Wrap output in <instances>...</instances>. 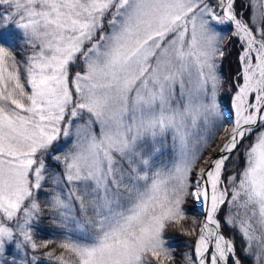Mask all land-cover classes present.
Returning a JSON list of instances; mask_svg holds the SVG:
<instances>
[{"label":"snow or ice","instance_id":"obj_1","mask_svg":"<svg viewBox=\"0 0 264 264\" xmlns=\"http://www.w3.org/2000/svg\"><path fill=\"white\" fill-rule=\"evenodd\" d=\"M237 3L0 0V40L14 26L24 46L0 43V264H162L169 225L195 238L182 264H264V0ZM225 24L241 45L235 83ZM225 88L231 130L194 172ZM169 136L175 159L155 166L146 141ZM189 197L204 218L184 228ZM46 215L58 242L35 236Z\"/></svg>","mask_w":264,"mask_h":264},{"label":"trees","instance_id":"obj_2","mask_svg":"<svg viewBox=\"0 0 264 264\" xmlns=\"http://www.w3.org/2000/svg\"><path fill=\"white\" fill-rule=\"evenodd\" d=\"M248 0H238L237 3V8L239 9L240 5H247ZM245 19L248 18V16L251 15V11L249 8L244 7L243 9ZM222 27V26H221ZM224 27V26H223ZM222 27V29H223ZM2 31V29H0ZM225 33L228 34L229 40L226 43V55L223 59L222 65H221V70L223 75L227 78V81L235 83L237 82L235 80L236 73L240 69V64L238 61V54L241 51V45L238 40V38H232L231 37V27L227 26L225 28ZM3 38L4 40H0V43H6L8 46H11L15 48L16 50H19L20 48L22 49L23 46V36L20 33V30L15 28L14 26H10L8 31L3 32ZM20 56H23L24 53L23 51L19 52ZM238 82H241L238 81ZM235 89L228 90L227 88L222 89L219 97H218V102L221 106V111L224 112L225 110L228 109L229 115L232 116V96L234 95ZM227 118L224 113H222V118L220 121H218L214 126L211 127V132L214 133V138L210 140L207 148L204 150L203 155L201 156L200 160L208 153L213 152L214 145L216 144V141H218L219 134L222 132L224 127L227 124ZM207 133L203 129L202 131V136H205ZM254 135V134H253ZM253 136L247 137L243 144L248 145L252 142ZM61 144H67V141H61ZM200 160L197 162L196 167L194 168V172H196V169L198 168V163ZM237 160V156H233L230 158V160L227 162L226 167L228 168L229 172L233 171L234 167H240L242 168L244 165V159L242 155V150L241 154L239 155V162L238 164L234 165L233 162ZM228 173L226 172L225 175ZM184 210L187 214V218L183 223V227L187 228L190 226V222L193 218L197 219L198 221H201L203 218V215L201 214V211L198 207V205L194 202V200L189 197L187 200V203L185 204ZM223 213H221L222 215ZM225 234L228 233V229H224ZM74 239H79L83 240L84 237L81 236L79 233L73 232L72 233ZM35 236L39 240H48V239H53L55 241H59V239L62 238V232L55 228L51 222L49 217L46 215L41 218V221L36 224L35 226ZM163 239L166 242V247H168L172 251L173 255V260L168 261L162 260V264H182V259H183V254L185 252H190L192 251L190 245L194 243V237L184 235L182 234V229L180 226L177 225H169L168 228H166L162 234ZM51 247V246H50ZM8 253L11 254H16L14 248L9 246L8 248ZM6 258L8 260L12 259V255H7ZM152 261V264H157V261L153 257H148ZM41 264H55V262H50L46 258H43L41 254ZM249 264H251V261H249Z\"/></svg>","mask_w":264,"mask_h":264},{"label":"rangeland","instance_id":"obj_3","mask_svg":"<svg viewBox=\"0 0 264 264\" xmlns=\"http://www.w3.org/2000/svg\"><path fill=\"white\" fill-rule=\"evenodd\" d=\"M221 26L222 27L224 26L223 29H222ZM227 26H229V25L228 24L217 25V29L222 31L223 33H225L224 30H225V28H227ZM240 83H242V80H241ZM233 111H234V109H233ZM222 113H224L227 118L229 117L228 111H224ZM234 119H235V111H234V115L229 117V120L227 121V124H226L225 128L219 134V137L217 139L218 141H220V139L224 136L228 126L231 124V122ZM194 131H197L200 134V132L203 131V129H198V130H194ZM218 141L216 143V146L218 144ZM146 144H147V151H152L154 147H159L161 149L158 153H155V155L153 156V163H154L155 166H162V165L163 166H168V167L171 166V163L175 159L176 153H175L174 148L172 146V141H171L170 136H169V138L166 141L158 142L155 145H153V143L151 141H146ZM216 146H215V148H216ZM215 148H214V152H215ZM212 154L213 153H208L200 160V162L198 163V168L196 169V172H198L200 168H203L205 166V161L208 160L212 156ZM194 202L197 205H200L199 202H197V201H194ZM184 207H185V205H184Z\"/></svg>","mask_w":264,"mask_h":264},{"label":"bare ground","instance_id":"obj_4","mask_svg":"<svg viewBox=\"0 0 264 264\" xmlns=\"http://www.w3.org/2000/svg\"><path fill=\"white\" fill-rule=\"evenodd\" d=\"M231 124L228 126V128H227V130H226V133L224 134V136L220 139V141H218V144H217V146H216V148H215V152H214V154L209 158V159H214L215 157H216V155L218 154V149H219V147L220 146H222V144L225 142V140H226V138L228 137V135H229V132H230V130H231ZM208 159V160H209ZM205 167V166H204ZM200 206L202 207V205L200 204ZM202 209H203V207H202ZM204 218V217H203Z\"/></svg>","mask_w":264,"mask_h":264},{"label":"water","instance_id":"obj_5","mask_svg":"<svg viewBox=\"0 0 264 264\" xmlns=\"http://www.w3.org/2000/svg\"><path fill=\"white\" fill-rule=\"evenodd\" d=\"M199 208H200V210L203 212V209H202V207L199 205ZM203 214V213H202Z\"/></svg>","mask_w":264,"mask_h":264}]
</instances>
